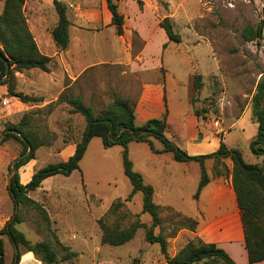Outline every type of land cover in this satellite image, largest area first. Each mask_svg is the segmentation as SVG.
I'll return each instance as SVG.
<instances>
[{
  "label": "rangeland",
  "instance_id": "1",
  "mask_svg": "<svg viewBox=\"0 0 264 264\" xmlns=\"http://www.w3.org/2000/svg\"><path fill=\"white\" fill-rule=\"evenodd\" d=\"M76 1L79 8H71V14L76 19L80 18L78 14L86 18L101 3V0ZM113 1L119 10L127 14L135 10L136 3L132 0ZM141 1V13L149 21L146 34L150 36L148 50L152 56L157 53L159 43H162L160 52L163 54L164 68L160 69L159 74L152 72L139 75L134 62L123 61L126 58L123 43L114 44L116 32L113 26L110 25L112 32H95L101 28L87 26L80 31L81 46L78 47V35L71 44L81 65V74L65 92L71 97H80L84 105L99 114L114 96L135 102L140 82L153 77L160 79L166 69L168 85L173 84V79L178 82L175 90H169L166 94L175 116L187 111L189 101L193 99L195 109L207 112H202V116H206L202 124L205 122L209 130L213 131L217 126L228 129L234 118L244 111L250 113L252 96L264 75V0ZM27 7L29 10L42 7L44 11L49 8V14H44L52 22V10L54 12L55 9L50 0L28 3ZM66 15L68 17L67 7ZM164 18L170 20L173 31L179 34V43L167 42L164 31L159 27ZM140 24L143 26L145 23L142 21ZM246 27L254 31L259 27L260 36L253 41H246L242 36ZM86 42L92 50L87 49ZM132 44V54H136L142 46L134 32ZM117 49L122 51L119 57L124 63L115 60L114 50ZM194 75L202 76L203 86L197 93L193 91ZM52 79L49 74L31 70L20 80L23 82L20 83L21 90L35 96H52L58 89L57 83H51ZM68 83L66 79L65 84ZM40 105L42 103L22 112L0 99V138L8 124L18 123L23 113L38 108L41 112L34 123L41 126V135L53 136L52 144L40 147L35 152V158L26 165L32 174L46 165L63 162L60 155L62 147L79 141L85 125L83 118L78 114H69L70 108L64 104L52 109L51 113L46 111L47 104L43 107ZM151 140L155 147L162 146L159 141ZM239 140L238 150L244 162L261 163L262 156L252 154L248 143L241 137ZM173 143L183 150L177 142ZM21 151L22 146L13 139L0 141V228L13 215V204L7 190L8 167ZM127 152L132 169L142 176L144 183L154 187L153 202L162 206L170 205L173 209L159 207L161 224L153 231L155 235L161 234L167 238V253H172L173 247L178 249L187 242L181 239L173 243L170 239L178 232L173 234L174 226L185 218L181 214L189 212L188 196L197 189L200 164L196 161L179 163L169 159V154L154 155L145 142H129ZM25 170L24 166L18 171L20 182ZM218 170L221 171V167ZM131 190L132 186L123 174L122 147L116 145L106 148L95 137L88 143L77 170L67 177H50L38 189L27 194L43 206L49 221L44 220L40 212L21 206L18 213L22 222L15 227L31 243L49 242L57 251L58 259L68 252L65 247L80 253V256L66 261V264H157L155 258L160 254L159 246L146 242L143 228H139L135 236L121 246L101 243L99 219L109 228L118 230L126 229L136 221L150 225V216L141 212L140 193H135L130 201L125 202ZM115 202H123V205L111 212L110 208ZM6 255L9 260V246Z\"/></svg>",
  "mask_w": 264,
  "mask_h": 264
},
{
  "label": "trees",
  "instance_id": "2",
  "mask_svg": "<svg viewBox=\"0 0 264 264\" xmlns=\"http://www.w3.org/2000/svg\"><path fill=\"white\" fill-rule=\"evenodd\" d=\"M2 11L0 13V86H5L8 97H16L24 104L38 105L43 102L42 97L26 95L15 91V73H22L27 70L37 69L42 72H49L48 64L51 59L40 53L31 32L26 23L23 7L30 0H0ZM137 6L142 8L141 0H132ZM107 8L111 14L110 25L115 28L118 36L123 33L124 17L118 11V6L113 0H105ZM52 5L56 11L58 20L51 31L52 38L60 50L67 48L69 43L68 29L70 22L66 15V6L61 0H52ZM159 27L164 31L168 42L179 43V34L173 31L168 18H164ZM261 29L255 31L250 27L243 30L242 36L246 41H253L260 36ZM164 47V46H163ZM202 76H193V91L199 92L202 88ZM264 75L257 85V91L252 96L250 109V120L257 127L256 135L249 142V150L255 156H262L260 164H248L242 159V155L237 149H230L223 142H220L218 149L207 155L190 156L185 151L177 147L165 135L167 124V110L161 118L149 119L140 126H136L135 102L127 98L114 96L102 113L95 111L83 104L80 97H71L66 92H62L58 98L46 105L47 113L59 105H66L70 108L69 114H78L84 120V128L79 141L75 142L74 153L63 162L49 164L37 170L26 184H21L19 180V169L35 158V152L42 146H50L53 136L50 134L41 135V126L35 124L41 109L23 113L18 123L8 124L5 127L3 142L9 139L17 141L22 146L20 155L28 154L17 162L14 166L10 185L7 187L10 200L15 207H30L42 215L44 220L49 221L47 212L41 204L28 197V193L38 189L42 182L56 175L69 176L79 167L88 143L92 138H99L104 147H122V168L123 174L129 180L132 190L125 202L131 200L135 193L142 195V213H146L151 218L149 226L136 221L126 229H111L106 226L102 219L98 220L99 228L102 232L101 243L113 247L121 246L129 242L139 228L145 230V240L147 243L159 246L160 254L166 264H194L204 262V264H234L228 254L214 243H205L199 238H192L182 246L177 253L170 257L167 253V238L163 235H155L154 228L161 224L160 208L153 202V187L145 184L142 176L132 169V164L127 155V144L131 141L145 142L152 152L171 153L173 160L179 163L196 161L200 164V180L193 198L199 197L202 189L209 183V176L204 167V161L214 160V175L227 173V167L223 160L231 161V182L235 192L236 201L240 210V218L244 235V246L247 252L249 264L264 261ZM194 100L190 99V106L194 115L199 119H206L202 112L194 108ZM14 132V133H13ZM155 139L162 144L161 150H155L152 140ZM19 155V156H20ZM11 166V165H10ZM10 166L8 170L10 172ZM221 167L220 170H216ZM123 202L112 204L110 211L118 210ZM22 222V218L17 212L11 221H7L0 229V264L5 263V237L10 244L11 261L10 264H19L20 257L24 252H31L42 264H57L58 261L70 260L77 256L74 252H67L58 260V253L47 241L36 243L29 242L25 235L20 232L15 225ZM196 222L189 218H184L174 226L173 234L181 229L194 231ZM172 234V235H173ZM172 237V236H171ZM22 249V250H21ZM68 251V248H64ZM18 251L15 255V251ZM16 256V257H15Z\"/></svg>",
  "mask_w": 264,
  "mask_h": 264
},
{
  "label": "crops",
  "instance_id": "3",
  "mask_svg": "<svg viewBox=\"0 0 264 264\" xmlns=\"http://www.w3.org/2000/svg\"><path fill=\"white\" fill-rule=\"evenodd\" d=\"M35 1L39 0L27 1L23 7V13L26 18L27 27L33 36L38 50L41 54L49 57L51 61L48 64L49 72H42L37 69L31 70H36L38 72L51 75L53 77L51 83H57L56 85H58V89L52 96H38L43 98L42 105H40L41 107H43L44 105L55 101L62 92L68 90L70 85H72V83L75 82L81 74L80 62L75 56V51L73 52V50L71 49V44L75 40L76 35H78L77 37H79L77 42L79 43L78 47H80L82 44L80 31L85 29V27L87 26L92 28H101L99 31L95 32H112V28L110 26L111 14L107 8L105 0H101V3L97 6L98 8L94 7V9L90 11L89 16L84 18L82 17V14H78L77 16L80 18L76 19L75 16L73 17V14H71V8H79L77 5V1L61 0L68 9L67 18L70 22V26L68 29V46L66 49L60 50L56 46L51 35V31L55 27L58 20L55 10L54 12L52 10V22H50L44 14V12H48L49 14V8L45 11L42 7H33L29 10V7H27L28 3H33ZM50 1L52 4V0ZM136 5L134 6V12L131 14H127L125 13V11L118 9L119 13L124 17L123 33L120 36L116 34V39L120 40L115 39L114 44L119 45V42L122 41L124 49L123 51L126 55V58L123 61H127L128 63L134 62L137 73L139 75L144 76L146 73L148 74L152 72H158L159 74L160 69H162V67L164 68L162 64L163 54H161L160 52L162 43H159V45L157 46V53L152 56L148 50L150 44V36L146 34V28L147 25L149 26V21L147 17L143 16L140 8L138 6L136 7ZM1 11L2 9H0V13ZM142 21H144L145 23L143 26H141L140 24ZM133 32L136 34V37L142 46V48L136 54H132ZM86 43L87 44L85 45L87 49L92 50V47L88 45V42ZM120 52L122 51L118 49L114 50V53L116 54L115 60H118L117 63H124L123 61H120ZM31 70H27L22 73H15V79L17 82L15 89L16 92L25 94L21 90V84L23 82L21 83L20 80L24 79L25 75ZM167 74L168 73L166 69H164V73L161 75L162 77L160 79H158L157 77H153V79L151 80L147 79L140 82V85L138 86L137 96L135 98L134 122L136 126L142 125L149 119L161 118L167 110V129L165 135L169 140H172V142H177L180 147H182V149L185 150L186 153L190 156L211 154L218 149L220 142H223L230 149L238 150L240 137L249 145L250 140L256 135L257 127L251 122L250 113H248L247 111H244L240 116L234 118L228 126V129H223L221 127L219 128V126H217L213 131L209 130L205 122H203L202 124L203 119H199L194 115L190 104L187 111L184 110L180 112L179 115L175 116L172 113L171 107L169 106V101H167L166 94L169 90L174 91L177 87L176 85L178 84V82L176 79H173V84H170L169 86L168 78L166 79ZM66 79L69 80L68 84H65ZM0 99H3L6 103L13 104L15 106V109H20L22 112L26 111L29 108L35 107L20 102L16 97H8L7 89L5 86H0ZM19 113L20 112H18V114ZM230 134L231 137L228 138ZM152 145L155 150L162 149V146L160 148L155 147L153 141ZM74 150V144L65 145L62 147L60 155H62L65 161L74 153ZM151 153L154 155L169 154V159L173 160L171 153L156 154L152 151ZM223 162L227 167V173L222 171L223 174L214 175V160L207 159L204 161L206 172L207 170L209 171V174L207 173L209 176V183L202 189L199 197L196 200L193 198L196 190L192 191L189 194V212L184 215L181 214L185 218L192 219L196 222L195 229L194 231L181 229L174 237H171L170 240H173V243H175L176 241L178 243L181 239L189 241L192 238H199L205 243H214L219 248L223 249L232 259L234 264H249L247 252L244 246V235L240 218V210L231 182L230 172L232 164L229 159L223 160ZM26 165V170L24 174L21 175L22 180L20 183L23 185L26 184L33 175L31 173V170H27ZM216 170H218V168ZM153 191L154 200V187ZM155 204L159 207L172 209V207L167 204H164V206L160 205V203L158 202H155ZM3 240L5 248V263L10 264L11 257H9L8 260V257L6 255V250L8 246L10 248V244L5 237H3ZM181 247H179L178 249L177 247H173L174 250L172 251V253L171 251L170 253L168 252V255L170 257H173ZM68 252H74L77 254V256H80V253L76 250L68 249ZM155 259L157 264H166L165 260L160 256V254ZM66 261H58L57 264H61L62 262L66 264ZM19 264L42 263L37 260L31 252H24L20 257ZM194 264H204V262L202 261ZM254 264H264V261Z\"/></svg>",
  "mask_w": 264,
  "mask_h": 264
},
{
  "label": "water",
  "instance_id": "4",
  "mask_svg": "<svg viewBox=\"0 0 264 264\" xmlns=\"http://www.w3.org/2000/svg\"><path fill=\"white\" fill-rule=\"evenodd\" d=\"M3 79H0V82L2 81ZM14 133V132H13ZM5 134V133H4ZM4 134L1 136V138H0V141H2V139L4 138ZM30 151V149H28V151L25 153V154H23V155H20V156H18L12 163H11V166H10V172H9V178H8V181H7V186H9L10 185V180H11V177H12V175H13V171H14V166H15V164L17 163V162H19L21 159H23L27 154H28V152ZM18 206H16L15 207V210H14V213H13V215L11 216V218L8 220V221H11L13 218H14V216L17 214V212H18ZM17 253H18V251L16 250L15 251V255H17ZM16 257V256H15ZM14 264H16V260H15V263Z\"/></svg>",
  "mask_w": 264,
  "mask_h": 264
}]
</instances>
